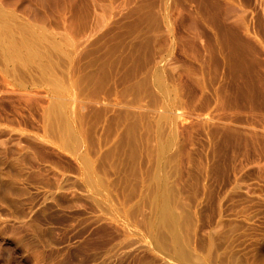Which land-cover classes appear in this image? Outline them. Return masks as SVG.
Masks as SVG:
<instances>
[{
	"label": "rangeland",
	"instance_id": "rangeland-1",
	"mask_svg": "<svg viewBox=\"0 0 264 264\" xmlns=\"http://www.w3.org/2000/svg\"><path fill=\"white\" fill-rule=\"evenodd\" d=\"M0 264H264V0H0Z\"/></svg>",
	"mask_w": 264,
	"mask_h": 264
},
{
	"label": "bare ground",
	"instance_id": "bare-ground-1",
	"mask_svg": "<svg viewBox=\"0 0 264 264\" xmlns=\"http://www.w3.org/2000/svg\"><path fill=\"white\" fill-rule=\"evenodd\" d=\"M173 204V203H172ZM172 218V217H171ZM166 219H167V217H166ZM171 220V219H170ZM172 221V220H171ZM167 223H169V222H167ZM186 225V224H185ZM171 226V225H170ZM169 226V227H170ZM173 228V227H172ZM163 229V228H162ZM157 231V230H156ZM160 233V232H159ZM158 233V234H159ZM162 233V232H161ZM164 235V234H163ZM172 236H173V234H172ZM166 240V239H165ZM176 240V239H175ZM180 240V239H179ZM170 241V240H169ZM177 242V241H176ZM168 244V243H167ZM180 244V243H179ZM159 245H160V243H159ZM175 245V244H174ZM178 245V244H177ZM182 245V244H181ZM167 246V245H166ZM164 247V246H163ZM171 247V246H170ZM168 248V247H167ZM180 248V247H179ZM166 249V248H165ZM173 249V248H172ZM173 251V250H172ZM181 251V250H180ZM169 252V251H168ZM113 253V252H112Z\"/></svg>",
	"mask_w": 264,
	"mask_h": 264
}]
</instances>
